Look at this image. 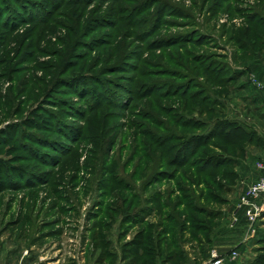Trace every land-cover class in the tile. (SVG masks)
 <instances>
[{"label":"rangeland","instance_id":"obj_1","mask_svg":"<svg viewBox=\"0 0 264 264\" xmlns=\"http://www.w3.org/2000/svg\"><path fill=\"white\" fill-rule=\"evenodd\" d=\"M252 76L264 0H0V264L207 263L262 173Z\"/></svg>","mask_w":264,"mask_h":264},{"label":"crops","instance_id":"obj_2","mask_svg":"<svg viewBox=\"0 0 264 264\" xmlns=\"http://www.w3.org/2000/svg\"><path fill=\"white\" fill-rule=\"evenodd\" d=\"M261 94H259L255 98V100H257L255 103L256 106L255 108L259 109V111L262 112L261 113L262 115L258 119L259 122L258 128L256 129L254 128V129L258 133L257 135L263 139V145L262 147L258 146L257 148L255 147L251 149V155H247V162H244V164L247 166H244L243 164L240 165L243 168L245 167L246 169H249L247 173L250 175L249 176L247 175V179L250 178L256 179V176L259 173V171L255 169L252 164L249 163V162H253V160L250 161V159H254V161L264 159V95L261 96ZM227 212L226 211L223 212L224 216L222 221L224 222L229 220L230 221L229 228L227 229L224 228L223 225H220L216 229V231L213 234V237L211 238L213 249H217L220 253H227L229 249L236 248L238 250V257L237 259L233 260L230 264H242V259L244 257V254L246 253V249L245 250L243 249L245 248V245H247L248 242L249 224L247 223L246 216L241 207H238L237 205L234 207L233 205L228 208ZM226 216L228 217V219H226ZM76 260L79 261V258H77ZM27 261H29L28 258L27 257L24 258L23 264L51 263L49 261H46L45 257L42 255L38 259L34 258V262L31 261L27 262ZM56 261H58V258H56Z\"/></svg>","mask_w":264,"mask_h":264},{"label":"built area","instance_id":"obj_3","mask_svg":"<svg viewBox=\"0 0 264 264\" xmlns=\"http://www.w3.org/2000/svg\"><path fill=\"white\" fill-rule=\"evenodd\" d=\"M250 80L251 85L256 90L264 92V80H259L254 76ZM257 165L262 172L261 175L248 186L247 192L240 198V204L245 207V216L249 224L248 234L264 210V161L258 162ZM237 257L238 250L236 248L229 250L227 253H220L217 249H212L206 264H230Z\"/></svg>","mask_w":264,"mask_h":264},{"label":"trees","instance_id":"obj_4","mask_svg":"<svg viewBox=\"0 0 264 264\" xmlns=\"http://www.w3.org/2000/svg\"><path fill=\"white\" fill-rule=\"evenodd\" d=\"M250 21V20H249ZM249 24H251V25H259L258 24V22H256V21H254V20H251L250 22H248V26H249ZM261 28H262V26H260ZM246 28H248V27H246ZM247 30V29H246ZM249 30H251L250 28H249ZM235 127H238V128H240L239 126H235ZM234 127V128H235ZM234 133V132H233ZM235 135H237L235 138H233ZM253 135V134H252ZM257 135V134H256ZM258 136V135H257ZM225 137V138H224ZM233 137H230V135H227V133H226V136H223V138H224V140L226 141V140H229V139H233V142L235 141H240V140H242V134H233ZM250 138H251V136H250ZM257 140H259V139H261L260 137L258 138H256ZM252 140V139H251ZM251 140H249V141H251ZM262 142H263V139H262ZM241 149V147H239V150ZM241 151V150H240ZM218 214V213H217ZM219 215V214H218ZM216 217H217V215H216ZM214 218H215V216H214ZM205 230H207L208 231V228H206ZM158 235V234H157ZM140 236V235H139ZM145 238V237H144ZM143 238V239H144ZM143 239H140L139 240V242H136V243H133L132 245L133 246H141V247H143L144 248V246H146V245H144V242H143ZM148 239H150V238H148ZM145 240V239H144ZM95 244H99L98 243V241H95ZM143 244V245H142ZM156 247V246H155ZM157 248V254L158 255H160V248H158V247H156ZM150 250V253H151V257L153 256L152 255V253L154 252V250L153 249H149ZM147 251V250H146ZM145 251V252H146ZM162 253V252H161ZM183 252H175L174 254H173V256L168 252V259L167 260H163V262L161 263V264H175V260L177 259V257L178 258H180V256H181V254H182ZM134 256H136V255H134ZM172 256V257H171ZM137 257H138V255H137ZM143 264H156L155 262H154V260H151V261H146L145 263H143Z\"/></svg>","mask_w":264,"mask_h":264}]
</instances>
